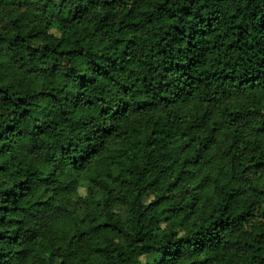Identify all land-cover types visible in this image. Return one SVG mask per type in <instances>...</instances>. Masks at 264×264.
<instances>
[{
    "label": "clouds",
    "instance_id": "clouds-1",
    "mask_svg": "<svg viewBox=\"0 0 264 264\" xmlns=\"http://www.w3.org/2000/svg\"><path fill=\"white\" fill-rule=\"evenodd\" d=\"M0 264H264V0H0Z\"/></svg>",
    "mask_w": 264,
    "mask_h": 264
}]
</instances>
